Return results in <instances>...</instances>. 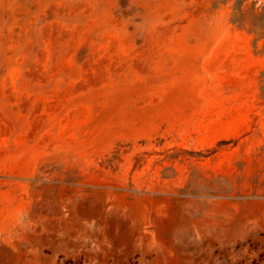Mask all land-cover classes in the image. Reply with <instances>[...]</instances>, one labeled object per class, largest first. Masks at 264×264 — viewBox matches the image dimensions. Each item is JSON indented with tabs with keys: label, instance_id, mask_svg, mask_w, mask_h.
I'll list each match as a JSON object with an SVG mask.
<instances>
[{
	"label": "rangeland",
	"instance_id": "obj_1",
	"mask_svg": "<svg viewBox=\"0 0 264 264\" xmlns=\"http://www.w3.org/2000/svg\"><path fill=\"white\" fill-rule=\"evenodd\" d=\"M106 2L0 0V264H264L253 35L230 5L119 0L150 47H89Z\"/></svg>",
	"mask_w": 264,
	"mask_h": 264
},
{
	"label": "trees",
	"instance_id": "obj_2",
	"mask_svg": "<svg viewBox=\"0 0 264 264\" xmlns=\"http://www.w3.org/2000/svg\"><path fill=\"white\" fill-rule=\"evenodd\" d=\"M214 8L230 5L231 23L253 35V48L264 55V0H210ZM260 96L264 98V70L260 73Z\"/></svg>",
	"mask_w": 264,
	"mask_h": 264
},
{
	"label": "crops",
	"instance_id": "obj_3",
	"mask_svg": "<svg viewBox=\"0 0 264 264\" xmlns=\"http://www.w3.org/2000/svg\"><path fill=\"white\" fill-rule=\"evenodd\" d=\"M107 1L106 3L108 4V2L112 3V6H108L107 8H101L103 10L104 13H97L95 14V16L92 18V20L90 22H92V24H94L92 27V29H90V31L96 33V36L94 37V39H92L91 44L89 45V47H93V46H98L99 44H105L104 43V39H105V34L106 33H117V32H122L124 36V38H126L129 43L127 44V46L129 47H139V48H149L150 44L147 42L148 39L145 37H142L143 39H139V37L136 35V29L130 28V26H127L126 28H122L121 30L117 27H113L112 25L114 24L113 22V18L115 16L116 11L118 10L119 7V0H104ZM129 3L132 7H136L142 10H146V3L144 2V0H129ZM108 11V13L106 12ZM110 12V13H109ZM108 18V19H106ZM129 20V19H128ZM132 23L131 21H128L127 23ZM159 25H166L167 21L163 20L161 23H158ZM140 41V43L138 42ZM139 43V44H138ZM159 44L158 46H166L163 45L161 43H157ZM109 45V44H107ZM79 46H86V43H79ZM123 46V45H120ZM141 56H144L143 53H141Z\"/></svg>",
	"mask_w": 264,
	"mask_h": 264
}]
</instances>
